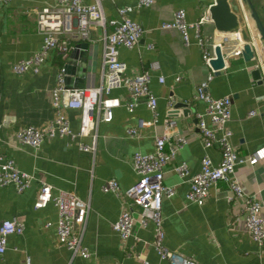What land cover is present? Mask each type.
Segmentation results:
<instances>
[{"label": "crops", "instance_id": "0c3cea01", "mask_svg": "<svg viewBox=\"0 0 264 264\" xmlns=\"http://www.w3.org/2000/svg\"><path fill=\"white\" fill-rule=\"evenodd\" d=\"M56 1L14 0L0 5V149L14 161L17 169L32 176L30 187L22 193H17L11 185L0 187V223L17 220L25 226L22 235L8 237L0 264H25L26 259L30 264H141L135 256L149 264H168L159 258L151 245L153 226L150 222L144 228L134 224L132 235L125 242L120 240L112 224L126 209L124 198L104 193L102 187L109 179H115L125 191L137 182L132 157L135 153L148 155L154 152L155 139L165 133L164 119L170 115L169 97L177 103H188L191 112L183 115L181 110L175 117L176 129L169 139L174 142L183 136L186 144L164 169L163 183L174 188L175 194L162 205L163 244L198 264H264V246L259 248L252 240L240 204L228 201L231 193L226 183L218 182L212 186L202 206L187 199L189 178L199 173L202 157L207 155L214 165L220 162L218 149H204L199 139L195 114L203 113L205 104L194 100V94L201 83H207V92L213 98L231 97L228 126L232 132L231 143L238 155L246 157L264 148V81L253 78V72L261 68L260 65L263 66L259 69L262 75L264 51L260 41L254 39L257 32L252 22L249 20V26L247 24L242 32L227 35L219 33L211 19L200 27L201 36L210 39L207 44L210 53L211 44L222 36L229 38L226 53L237 47L236 34L246 42H254L253 59L246 61L242 55L226 58L224 67L217 74L203 62L194 30L189 31L190 42L186 46L177 30L161 28L163 23L172 21L173 13L178 9L185 11L190 23L198 22L205 15L210 17L209 9L215 0H154L147 8H139L137 0H102L105 28L92 30V42H86L85 73L81 75L76 67L73 81L80 79L83 88L101 86L106 70L103 37L104 33L112 31L108 22L119 21L118 10L131 7L133 11L127 17L142 26L143 34L135 48H119V59L125 64L128 77L149 72L148 88L157 100L156 117L147 109L144 100L128 112L125 106L128 93L125 89L112 90L110 96L119 98L121 106L113 110L111 122L97 125L93 153L79 151L80 143L91 144V136L74 141L67 137L47 138L35 150L22 144L17 132L29 126L43 127L53 120L51 90L64 63L53 53L37 74L31 71L15 74L13 65L39 51L43 35L37 29V13L44 7H54ZM86 2L92 4L95 0ZM237 2L239 4V0ZM252 3L264 25V1L252 0ZM81 42L71 44L75 46ZM149 45L153 48L149 49ZM152 62L158 63V70L149 69ZM76 64L79 66L80 62L76 60ZM209 75L212 77L208 80ZM160 77L164 80L162 84ZM251 111H255L256 116H248ZM65 114L72 132L79 133V111L66 110ZM140 120L155 124L141 128L138 136L131 137L128 129L138 127ZM206 122L210 126L209 121ZM178 164L187 165L188 177L182 179L173 171ZM234 178L245 193L259 201V214L264 216V161L254 167L238 165ZM42 183L52 187L53 195L59 191L74 193L88 204L82 233V245L89 253L87 259L73 255L57 244L58 212L52 203L43 209H34ZM47 223L50 225L46 226Z\"/></svg>", "mask_w": 264, "mask_h": 264}, {"label": "built area", "instance_id": "2783aa9c", "mask_svg": "<svg viewBox=\"0 0 264 264\" xmlns=\"http://www.w3.org/2000/svg\"><path fill=\"white\" fill-rule=\"evenodd\" d=\"M11 1L14 0H0V5H5ZM101 1L95 0L94 3L89 4L86 0H57L54 7L42 8L37 13V29L43 35L42 45L39 51L28 59L16 62L13 65V72L19 75L27 71L37 74L51 54H58L61 61L64 62L74 48L72 42H92V30L95 28L104 29L106 25ZM153 3L154 0H137L139 8L150 7ZM132 11L131 7L119 9L120 20L108 22L112 31L104 33L103 37V63L106 70L101 86L93 88L67 87L64 83V69L61 67L56 84L51 90V104L55 111V117L43 127L29 126L20 129L17 132V138L22 144L37 150L47 138L67 137L70 141H74L77 138L91 136V144L80 143L79 151L93 153L96 148L97 125L111 122L113 110L121 106L119 98L110 96L111 91L116 89H125L128 93L129 100L125 104L128 112H132L137 103L144 100L147 109L156 117L157 100L148 88L149 72L144 71L142 74L128 77L126 76V66L119 59V48L124 47L129 50L135 48L143 34L142 26L127 17V14ZM244 11L241 8L245 28L247 24L249 26L250 22ZM209 21L210 17L205 15L198 22L190 23L186 19L185 11L178 9L173 13L172 21L163 23L161 28L163 30H177L186 46L190 42L189 31L194 30L197 45L202 52L203 62L212 70L210 62L215 59L214 50L217 46L222 50L225 62L226 58L240 56L246 41L241 38V35L236 34L237 47L230 53H226L225 47L229 44V38L222 36L219 41H214L211 44L212 53L208 52L207 44L210 39L201 36L200 27ZM62 35L69 38H64ZM254 39L259 40L258 34ZM249 43L255 49L254 42L250 41ZM148 48L153 47L149 45ZM260 67L259 69L262 70L263 66L260 65ZM158 68L157 62H152L149 67L150 70H158ZM212 71L214 72V70ZM261 76L264 81V70ZM211 77L212 75H209L208 80ZM163 82V78L160 77L159 83L162 84ZM194 100L205 104L203 113L195 114L200 142L204 149L216 147L220 153V162L214 165L207 155L202 157L199 173L189 178L187 199L191 203L202 206L212 186L218 182L226 183L231 193L228 201L240 204L246 228L252 240L261 248L264 246V216L259 214L261 205L254 197L245 193L241 184L234 178V173L240 164L254 167L263 162L264 148L258 149L246 157L238 155L231 143L232 132L228 126L231 120V97H211L207 92V83L205 82L196 88ZM176 104L177 102L173 97L168 98L167 108L170 115H166L164 119L165 133L155 139L154 152L148 155L140 153L133 155V168L138 176L137 182L129 189L122 191L115 179H109L102 187V191L124 198L126 209L112 224V229L118 233L121 241L125 242L132 235L134 224L138 223L140 227L144 228L150 222L153 226L151 245L160 259L167 261L168 264H198L191 258L171 251L163 244L162 205L164 200L175 194L174 188L163 183L164 169L186 144V139L183 136L176 138L174 142H169L173 131L176 129L175 117L181 112L173 116L172 112ZM66 110L79 111V133L72 132L65 114ZM248 116H256V112L251 111ZM206 121H209L210 126L207 125ZM154 124L155 122L140 120L138 127L128 129L127 133L131 137H136L141 128L150 127ZM217 133L219 137H217ZM173 171L182 179L189 176V170L185 164L175 165ZM31 182L32 176L17 169L14 161L4 155L0 149V187L11 185L17 193H22L30 187ZM50 203L56 207L58 212L57 244L65 247L73 255L87 259L89 253L82 245V233L89 212L88 204L74 193L59 191L58 194L53 195L52 187L42 183L34 203V209H43ZM136 216L138 217L137 220ZM49 225L50 223H47L46 226ZM24 229V224L17 220L1 221L0 257L6 251L8 237L20 236ZM135 258L141 264H149L139 256H135ZM25 264H30L29 259H26Z\"/></svg>", "mask_w": 264, "mask_h": 264}, {"label": "water", "instance_id": "95a60500", "mask_svg": "<svg viewBox=\"0 0 264 264\" xmlns=\"http://www.w3.org/2000/svg\"><path fill=\"white\" fill-rule=\"evenodd\" d=\"M239 4H241L239 8ZM215 0L213 6L209 9L210 19L214 24L215 29L221 34H231L234 32H242L245 26L243 15L241 13V8H243L252 22L256 32L259 36L260 44L264 51V25L258 15L256 8L254 7L252 0ZM243 35V33H242ZM244 37V36H243ZM88 44L86 42L77 43L73 50L68 55L67 59L62 65L64 69V83L68 86H74V88H83V84L80 79H76L75 72L76 67L79 69V73L83 75L86 70V61L88 57ZM215 59L211 60L210 65L212 69L219 74L221 69L224 67L223 53L219 46L214 50ZM242 57L246 61H250L254 58V48L251 43L246 42L242 47L241 52ZM76 60L80 62L78 66ZM254 80L262 82L261 71L259 69L253 72ZM74 82V84H73ZM73 84V85H72ZM182 110L183 115L190 114V107L187 103L178 102L174 111L173 116Z\"/></svg>", "mask_w": 264, "mask_h": 264}, {"label": "trees", "instance_id": "16d2710c", "mask_svg": "<svg viewBox=\"0 0 264 264\" xmlns=\"http://www.w3.org/2000/svg\"><path fill=\"white\" fill-rule=\"evenodd\" d=\"M63 63V62H62Z\"/></svg>", "mask_w": 264, "mask_h": 264}]
</instances>
